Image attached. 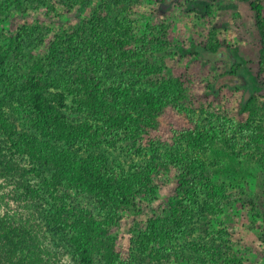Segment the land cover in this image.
<instances>
[{
  "label": "rangeland",
  "instance_id": "374dc122",
  "mask_svg": "<svg viewBox=\"0 0 264 264\" xmlns=\"http://www.w3.org/2000/svg\"><path fill=\"white\" fill-rule=\"evenodd\" d=\"M52 1L0 0V19L6 20L5 15L10 14L9 26L4 27L0 22V55L5 56L0 64V116L6 126L0 132L2 210L37 225L44 233L46 247L64 264H77V259L67 233L52 222L54 201L65 197L97 215L121 212L115 206L101 210L90 196L65 186H52L48 181L51 171L45 166H36L27 155L17 152L12 140L34 139L37 144L51 141L32 112L33 98H41L38 92L54 112L79 121L93 120L72 102V90L68 91V87H72L73 74L90 68L92 60L97 63L94 73L104 87L114 79H129L120 69L122 64L117 58H111V50L105 44L125 33L120 24L121 13L128 5H134L145 15V21L157 23L156 33L164 30L166 41L154 45L153 52L137 63L127 62L137 66L131 68L130 79L139 90H147L154 97L171 93L174 87H179V79L180 86L191 94L195 107L192 114L223 132L239 163L231 167L222 155L193 152L195 161H202L206 169L195 170L197 179L200 178L196 182L195 198L193 194L181 197L166 168H161L162 163L169 162L170 153L186 154L181 140L139 147L128 136L116 134L93 147H80L82 156L91 152L103 155L114 172L130 180L142 168L150 169L154 175L153 187L143 189L136 184L142 193V212H122L116 236L126 264H229L227 259L217 260L196 248L205 242L218 243V235L225 233L240 257L236 264H264V74L259 70V33L249 4L244 0H165L162 3L158 0H75L72 8L62 7L55 17L47 15L45 9L52 6ZM18 5L27 14L15 13ZM71 31L72 37L67 38ZM54 35H57L55 58L44 60L43 70L31 84L27 80L30 50L34 47L43 58ZM206 40L210 43L220 40L226 45L217 50L221 54L195 46L196 42ZM192 46L199 50L198 58L186 52ZM233 62H240L241 67H236L237 73L227 74L225 70ZM222 84L236 87L234 97L224 106H214L212 90L208 87L216 91ZM253 96V109L248 114L238 112L237 101L245 102ZM34 166L37 171L33 172L29 168ZM173 198V204L180 203V209L189 207L185 208L181 223L182 235L142 251L137 222ZM94 264L108 262L98 256Z\"/></svg>",
  "mask_w": 264,
  "mask_h": 264
},
{
  "label": "trees",
  "instance_id": "16d2710c",
  "mask_svg": "<svg viewBox=\"0 0 264 264\" xmlns=\"http://www.w3.org/2000/svg\"><path fill=\"white\" fill-rule=\"evenodd\" d=\"M73 1L75 0H53L52 6L45 8L47 15L59 16L60 9L72 8ZM158 1L162 3L165 0ZM244 1L249 4L254 14L260 44L259 70L264 74V0ZM15 10L19 16L27 14V10L21 5ZM4 18L6 20L0 19V22L7 27L10 25L8 20L10 14ZM120 22L125 33L121 32L112 37L105 45L111 50V58H117V62L122 64L120 69L125 76H129V79H114L109 86L104 87L94 73V70H97V63L92 60L90 68H82L73 74L72 87L67 89L72 90L70 92L73 96L72 102L90 114L93 120L79 121L54 112L49 102L42 98V93L37 91L41 98H33L32 112L40 128L51 141L37 144L33 142L34 139L12 140L17 152L27 155L36 166H45L51 171L47 179L52 186H65L78 194L90 196L101 210H106L109 206L120 209L121 212L118 214L97 215L90 209L69 202L65 197L54 201L52 222L59 230L67 233L77 264H94L98 256L108 264H126V257L116 236L121 227L124 215L122 212L140 214L142 193L136 184L141 185L143 189L155 185V178L150 169L142 168L138 174L131 175L133 179L130 180L114 172L106 164L103 155L91 152L82 156L78 150L80 147H93L102 139L116 134L128 136L139 147L152 145L158 141L181 140L185 144L186 154L170 153L169 162L160 166L166 168L167 175L174 181L176 192L182 195L181 197L191 194L194 196L196 182L200 179H197L195 170L197 168L203 172L206 169L202 161H195L192 157L193 152L222 155L228 159L231 167L235 162L239 163V157L235 155L237 153L223 132L214 124L203 123L192 114L195 107L191 94L180 86L182 83L179 79H177L179 87H174L171 93L163 92L160 97H154L149 91L139 90L135 86L130 79V72L132 67L137 66L132 64L152 53L154 45L165 42L166 33L161 28L162 33H156L157 23L145 21V15L134 5L125 7ZM9 33L12 35L13 31L9 30ZM71 34L72 31L66 37H72ZM55 38L57 35H54V40L50 39V47L44 51L43 58L34 47L30 50L31 64L27 80L31 84H34L37 75L43 70L44 60L52 61L55 58ZM222 44H225L224 41L216 40L210 43L206 40L196 42L195 46L221 54L222 51L217 50ZM186 52L195 58L200 54L194 46ZM118 53L122 56L119 57ZM3 58L5 56L0 55V64L4 62ZM127 62L132 64L127 65ZM236 67H241L240 62H233L225 72L235 74ZM214 81L215 78L209 84ZM208 89L212 90L215 101L213 105L224 106L229 103L227 100L230 97H234L236 87L231 88L228 84H222L216 91L210 86ZM254 99L253 96L245 102L238 100L236 103L238 112L248 114L253 109L251 104ZM4 129L6 130L5 122L0 116V132ZM36 166L29 169L37 171ZM174 198L164 201L160 207L150 211L146 218L137 222L138 242L142 251L147 247L151 248L152 245L162 244L166 239L182 235L181 223L185 208L189 207L180 209V203L173 204ZM3 199L4 195L0 194V264H64L46 247L44 233L37 225L2 210ZM219 211L221 212L222 208H219ZM226 236V233L218 235V243L205 242L196 248L217 260L221 258L224 262L227 259L229 264H236L240 257Z\"/></svg>",
  "mask_w": 264,
  "mask_h": 264
},
{
  "label": "water",
  "instance_id": "95a60500",
  "mask_svg": "<svg viewBox=\"0 0 264 264\" xmlns=\"http://www.w3.org/2000/svg\"><path fill=\"white\" fill-rule=\"evenodd\" d=\"M248 91H246L245 97H247Z\"/></svg>",
  "mask_w": 264,
  "mask_h": 264
}]
</instances>
